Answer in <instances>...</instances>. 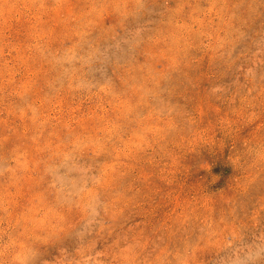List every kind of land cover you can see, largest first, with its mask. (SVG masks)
I'll return each instance as SVG.
<instances>
[{
  "label": "rangeland",
  "instance_id": "obj_1",
  "mask_svg": "<svg viewBox=\"0 0 264 264\" xmlns=\"http://www.w3.org/2000/svg\"><path fill=\"white\" fill-rule=\"evenodd\" d=\"M0 264H264V0H0Z\"/></svg>",
  "mask_w": 264,
  "mask_h": 264
}]
</instances>
